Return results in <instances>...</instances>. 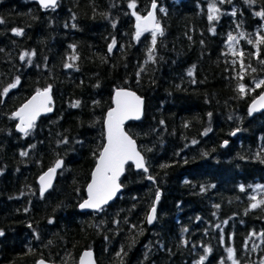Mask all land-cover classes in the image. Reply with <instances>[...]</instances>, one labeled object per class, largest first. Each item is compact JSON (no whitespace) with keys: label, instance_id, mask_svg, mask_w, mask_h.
Here are the masks:
<instances>
[{"label":"trees","instance_id":"obj_1","mask_svg":"<svg viewBox=\"0 0 264 264\" xmlns=\"http://www.w3.org/2000/svg\"><path fill=\"white\" fill-rule=\"evenodd\" d=\"M153 2L155 45L151 32L136 39L132 14ZM260 11L264 0H0V264H76L84 250L97 264H264V112H248L264 89ZM49 87L52 112L18 133L14 112ZM116 89L144 99L126 131L148 173L128 165L121 195L81 213ZM57 160L42 196L38 178Z\"/></svg>","mask_w":264,"mask_h":264},{"label":"snow or ice","instance_id":"obj_2","mask_svg":"<svg viewBox=\"0 0 264 264\" xmlns=\"http://www.w3.org/2000/svg\"><path fill=\"white\" fill-rule=\"evenodd\" d=\"M41 5L45 8H55L57 5V0H39ZM221 3L224 0H220ZM246 2L254 3L255 0H246ZM130 8L135 7V3L129 4ZM152 8H156L155 2L152 4ZM215 13H219V9L216 7L215 2L209 5V15L208 20L211 22L213 20H217L219 17L215 15ZM136 16L137 21H142V23H137L136 28V39L139 40L140 36L144 32H151V42L153 45L156 44V35H163V30L161 29L159 22L156 20V17L153 15L152 12H149L146 17H141L140 15L136 14L135 12L132 13ZM232 15H235L233 12ZM257 16L264 19V11H260L256 13ZM0 23H3V20H0ZM215 32V29H212ZM15 34L21 35L22 30L15 29ZM243 35V33H241ZM236 38L229 34V40H235ZM261 41L264 42V37H261ZM252 43L251 40L248 41ZM115 44V41H113ZM71 47V46H70ZM111 46L109 51H111ZM29 53H24L20 59L24 60L25 56H29ZM31 55H34L32 53ZM243 56V53H240ZM70 60L76 59L75 56H70ZM149 60H154L151 51L148 55ZM235 62V61H234ZM29 63L31 61L29 60ZM264 63V61H261ZM68 67H72L71 64L67 65ZM143 71V68L140 69ZM255 71V69H253ZM139 75V73H138ZM189 75H192V72H189ZM19 83V78L17 77L16 83L12 84L10 87H16V84ZM260 85H264V80L259 81ZM51 91V88L45 89L43 92H38V97H43L39 102L37 101V97H33V100L29 102V104L25 105L23 108L20 109L16 116L20 118V125L19 131L24 133L25 135L29 134V130L34 127V121L39 113L43 111H51V108L48 107V104L51 103V98L48 93ZM239 91L244 92L245 86L240 85ZM8 89H4V95H6ZM117 99H116V108L110 110L107 113L106 125H107V144L103 148L102 153L99 156V160L93 174V180L88 185V196L89 198L85 200L80 207L81 208H93L97 210H103L102 206L106 204L109 200H111L116 192L120 189L121 185L117 183L119 176L124 172V166L129 161H132L137 169H142L144 173L148 172V167L145 165V161L143 156H141L140 152L137 151L135 141L124 131V122L130 119H140L141 116V104L142 101L139 97L135 96L132 92H117ZM124 97V99H121ZM260 100L264 101V95L260 96ZM74 106H78V103ZM255 107V105L253 106ZM209 116L211 114L209 113ZM210 130V129H209ZM235 133H233L234 135ZM64 143H67L65 140ZM195 143V141H194ZM21 155H27V152H22ZM63 165L62 160H57L55 165L48 170L43 176L40 177L41 184L43 187L41 188V194L47 189L51 187V181L53 176L55 175L57 169H60ZM147 179H153L151 176H147ZM243 190V188L241 189ZM159 197L157 196V200ZM252 199H255L253 197ZM216 207H219L217 205ZM253 208L256 207L255 204L252 205ZM155 212L156 209L153 207L151 209V215L147 217L148 222L151 223L155 219ZM50 223L52 221H49ZM219 227V225H217ZM186 231V230H185ZM4 235L3 231H0V236ZM260 235L264 236V233ZM207 251H211L208 249ZM229 251V258L232 255V249H228ZM86 255H90V253H86ZM42 264V262H41ZM235 264V262H234Z\"/></svg>","mask_w":264,"mask_h":264},{"label":"water","instance_id":"obj_3","mask_svg":"<svg viewBox=\"0 0 264 264\" xmlns=\"http://www.w3.org/2000/svg\"><path fill=\"white\" fill-rule=\"evenodd\" d=\"M27 1H30V2H33V3H36V4H38L39 5V7L40 8H42V9H53V8H51V7H49V8H45V7H43L42 5H41V3L39 2V0H27ZM58 2H59V0H57V4H58ZM57 6V5H56ZM149 12H152L153 13V15L156 17V20H157V14H156V8L155 9H153L152 7H151V9H150V11ZM148 15V14H147ZM147 15H145L144 17H146ZM137 23H142V21H137L136 20V25H137ZM44 91V90H43ZM43 91H40V92H43ZM117 92H132V93H134L135 94V96H137V97H139L140 98V100L142 101V104H141V106H140V108H141V116H140V119H130V120H126L125 122H124V125H123V127H124V131L127 133V131H126V125L128 124V123H131V122H138V121H140L141 119H142V117H143V114H144V99L143 98H141L136 92H134L133 90H130V89H116L115 91H114V93H113V96H112V107L106 112V114H105V117H104V122H103V129H104V144H103V147H102V149H101V152H100V154L102 153V151H103V148L105 147V145L107 144V139H106V137H107V125H106V119H107V113L110 111V110H112V109H114V108H116V99H117ZM37 93L38 92H36V93H34V94H32L20 107H18L17 108V110L14 112V114H13V117H14V119L17 121V124H16V131L18 132V133H20V134H22V135H25L24 133H22L21 131H19V125H20V118L18 117V116H16V113H18L19 111H20V109L21 108H23L25 105H27V104H29V102H31L32 100H33V97H37V101H35V102H39L41 99H43V97H38L37 96ZM48 95L50 96V98H51V103L50 104H48V107H50L51 108V111H41L40 113H39V115L36 117V119H35V121H34V125L38 122V120L41 118V117H43V116H47V115H49L51 112H52V105H53V96H52V92L50 91L49 93H48ZM261 95H264V89L261 91V93L257 96V97H255L253 100H252V102L249 104V106H248V112H249V114L251 115V116H253V115H256V114H260V113H262V112H264V101H261L260 100V96ZM121 99H124V97H121ZM255 105V107H253ZM33 129V128H32ZM32 129H30L29 130V132L32 130ZM235 134L233 135V136H236V134H237V132H234ZM128 134V133H127ZM129 135V134H128ZM130 136V135H129ZM131 137V136H130ZM132 138V137H131ZM133 139V138H132ZM134 140V139H133ZM135 141V140H134ZM135 145H136V149H137V151H139V149H138V145H137V142L135 141ZM228 145V143L227 142H224L223 143V147H226ZM140 152V151H139ZM100 154H99V156H100ZM140 154H141V152H140ZM99 156H98V158H97V160H96V162H95V165H94V167H93V169H92V171H91V175H90V180H89V182H88V184L86 185V188H85V193H86V198L78 205V210L81 212V213H88V212H99L100 210H97V209H93V208H81L80 207V205L85 201V200H87L88 198H89V196H88V185L92 182V180H93V174H94V172H95V169H96V166H97V163H98V160H99ZM141 156H143L142 154H141ZM144 158V157H143ZM145 161V160H144ZM128 165H131L132 167H133V169L136 171V172H143V170L142 169H137L136 167H135V165H134V163L132 162V161H129L127 164H125V166H124V172L119 176V178H118V180H117V183L118 184H120L121 185V179L124 177V175H125V172H126V167L128 166ZM145 165H146V163H145ZM49 170V169H48ZM48 170H46L44 173H42V175L41 176H43L46 172H48ZM148 173V172H147ZM40 176V177H41ZM40 177L38 178V181H37V183H38V186H39V189H40V194H41V188L43 187V185L41 184V181H40ZM55 179H56V173H55V175L53 176V178H52V181H51V187L50 188H47L44 192H43V194H41L42 196L43 195H45V194H47L51 189H52V187H53V185H54V183H55ZM122 191H123V187H122V185H121V187H120V189L116 192V194H115V196L111 199V200H109L106 204H104L103 206H102V209H104L105 207H108L110 204H112L120 195H121V193H122ZM153 207H155V209H156V206H153ZM152 207V208H153ZM152 213H151V210L149 211V214H148V216L149 215H151ZM147 216V217H148ZM155 219H156V212H155ZM155 219L151 222V223H149L148 222V219H147V224L149 225V226H153L154 225V223H155ZM86 253H90V255H86ZM41 262H42V264H53V263H49V262H46V261H44V260H39L38 262H37V264H41ZM76 264H97V262H96V258H95V253H94V251H92V250H84L82 253H81V255H80V257H79V260H78V262L76 263Z\"/></svg>","mask_w":264,"mask_h":264},{"label":"flooded vegetation","instance_id":"obj_4","mask_svg":"<svg viewBox=\"0 0 264 264\" xmlns=\"http://www.w3.org/2000/svg\"><path fill=\"white\" fill-rule=\"evenodd\" d=\"M90 175H91V174H90ZM56 176H57V171H56ZM55 181H56V179H55ZM85 198H86V193H85ZM82 201H83V200H82ZM82 201H81V202H82ZM81 202H80V203H81ZM88 213H89V212H88Z\"/></svg>","mask_w":264,"mask_h":264}]
</instances>
